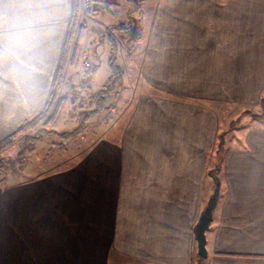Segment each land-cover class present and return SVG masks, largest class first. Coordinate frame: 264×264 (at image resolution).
I'll use <instances>...</instances> for the list:
<instances>
[{
    "label": "crops",
    "instance_id": "0c3cea01",
    "mask_svg": "<svg viewBox=\"0 0 264 264\" xmlns=\"http://www.w3.org/2000/svg\"><path fill=\"white\" fill-rule=\"evenodd\" d=\"M117 1L99 9H133ZM138 2L139 51L118 56L123 87L136 86L123 126L70 140L52 171L29 165L0 184V264H264V127L226 150L207 258L194 233L221 110L263 105L264 0ZM73 8L0 0V141L44 108Z\"/></svg>",
    "mask_w": 264,
    "mask_h": 264
},
{
    "label": "rangeland",
    "instance_id": "374dc122",
    "mask_svg": "<svg viewBox=\"0 0 264 264\" xmlns=\"http://www.w3.org/2000/svg\"><path fill=\"white\" fill-rule=\"evenodd\" d=\"M131 15L135 16V13H127L122 8H113L112 11L108 12L103 11L101 7L99 9V2L95 10L87 12L83 9L81 0L79 19L86 27V32L83 37L82 51L77 64L68 66L66 69V77L61 91V97L64 98L65 103L59 113L56 124L52 127L56 132L63 133L75 129L86 116H89L87 133L112 134L113 127L114 130L120 131L124 123V118L126 117L125 114L127 113L124 112L123 107L126 109L133 100L132 97H136V94H134L136 86L127 82L125 87L122 86L118 98L115 99L109 96L107 98V104H113L112 110L97 111L95 113L96 103L93 95L97 89L102 88V84L108 79L111 73L107 63V58L110 53L109 38H113L117 42L119 46L118 56L120 58H122L121 56L123 54L129 52L131 47H135L139 51L138 45H140L142 39H139L135 31L120 33L113 29L114 26L129 25ZM131 27L133 28L132 25ZM129 37L132 39L131 41H128ZM122 45L124 46L123 49L121 47ZM91 69L94 74L93 78H87V72L89 74ZM127 81H129L128 78ZM125 88L127 89L126 91ZM221 111L222 115L220 116L221 122L218 125V133L224 136L225 150L223 152L220 151L221 142L218 134L216 142L206 158L207 165L211 168H215L220 161L221 165L224 163L225 153L228 148L240 147L237 138L239 131L242 130V132H245L250 128L264 127V121L256 123L251 116H248V114L261 115L264 113V104L261 110L242 111L239 109L238 111L237 109L231 110L223 108ZM237 113L242 114L238 116ZM250 122L253 125H250ZM245 127L247 129H244ZM59 142H61L60 136L55 134L50 137H45L43 141L30 144L26 163L21 170H27V166L30 165L32 167L31 172L35 170V175H43V173L45 174L48 171L54 170L56 166L64 165L65 159H60L62 157L61 155L55 161H51L53 159L52 157L56 156L54 154L55 152L63 151L66 148V145L63 148H59L57 145ZM22 147L23 140H19L13 145H8L0 149V158L3 161L0 180L4 178L5 183L16 181L13 175L16 176L22 173V171L16 172L18 169L16 160ZM40 164H42L41 167Z\"/></svg>",
    "mask_w": 264,
    "mask_h": 264
},
{
    "label": "trees",
    "instance_id": "16d2710c",
    "mask_svg": "<svg viewBox=\"0 0 264 264\" xmlns=\"http://www.w3.org/2000/svg\"><path fill=\"white\" fill-rule=\"evenodd\" d=\"M132 5L133 9L129 12H136L139 8L138 0H128ZM80 7L81 0H74V8L72 18L70 20L65 40L63 44L62 53L58 62V66L56 68L52 88L48 100L44 106V108L35 114L34 116L27 119L17 130H15L8 137L4 138L0 141V149L7 147L8 145H13L17 143L19 140H23L22 150L18 154V159L16 160L18 164V169L16 172L22 171V167L26 163L27 154L29 151V146L32 143L43 141L45 137H50L55 134L60 136V141L57 145L59 148L65 147V145L72 139H76L78 137L83 136L87 133L89 128V116L84 117L79 125L67 132L58 133L52 127L57 122V118L59 113L61 112L65 100L61 97V91L63 87V83L65 80L66 69L68 66H74L77 64L79 60V56L82 51V41L86 32V27L80 22ZM131 20L129 21V25L126 26H114L113 29L120 33H129L131 31V25L133 26L136 18L135 16H130ZM139 22V21H138ZM132 23V24H131ZM140 29V26H139ZM140 31V30H139ZM130 37L128 38V41ZM109 47L110 53L108 58V64L110 68V76L103 84L102 88L96 91L93 95V98L96 103L97 111H107L112 110L113 104H107V98L112 96L113 98H118L120 91L123 86V69L118 61V44L113 38H109ZM264 104V100H263ZM254 117L264 118V113L261 115H253ZM234 123V122H233ZM230 130V129H229ZM219 140L221 142L220 151H224V136L223 134H219ZM221 162V161H220ZM212 170L216 171L218 174L221 168V163ZM3 161L0 158V173L2 172ZM4 182V178L0 180V184ZM204 261V259H202Z\"/></svg>",
    "mask_w": 264,
    "mask_h": 264
},
{
    "label": "water",
    "instance_id": "95a60500",
    "mask_svg": "<svg viewBox=\"0 0 264 264\" xmlns=\"http://www.w3.org/2000/svg\"><path fill=\"white\" fill-rule=\"evenodd\" d=\"M139 22H135L133 25V28L131 31H135L137 36L139 35ZM213 179H214V189L212 194L210 195L207 204L205 205L204 209L202 210L201 216L196 223L194 227V233H195V238L197 240L198 244V254L202 258H207L208 257V251L206 247L207 243V236L206 232L210 228V224L212 222L214 212L216 209V206L218 204V199L220 195V188H221V182H220V177L216 173V171L213 172Z\"/></svg>",
    "mask_w": 264,
    "mask_h": 264
},
{
    "label": "built area",
    "instance_id": "2783aa9c",
    "mask_svg": "<svg viewBox=\"0 0 264 264\" xmlns=\"http://www.w3.org/2000/svg\"><path fill=\"white\" fill-rule=\"evenodd\" d=\"M99 0H82V7L87 12L95 10Z\"/></svg>",
    "mask_w": 264,
    "mask_h": 264
}]
</instances>
